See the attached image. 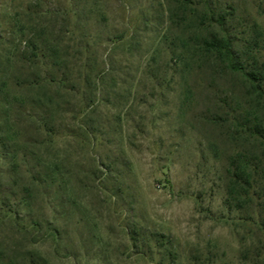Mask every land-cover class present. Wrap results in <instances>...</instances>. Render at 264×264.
Returning <instances> with one entry per match:
<instances>
[{"label":"rangeland","instance_id":"1","mask_svg":"<svg viewBox=\"0 0 264 264\" xmlns=\"http://www.w3.org/2000/svg\"><path fill=\"white\" fill-rule=\"evenodd\" d=\"M178 1L0 0V264H264V107L193 50L207 7L264 63V0Z\"/></svg>","mask_w":264,"mask_h":264},{"label":"trees","instance_id":"2","mask_svg":"<svg viewBox=\"0 0 264 264\" xmlns=\"http://www.w3.org/2000/svg\"><path fill=\"white\" fill-rule=\"evenodd\" d=\"M177 3L178 10H176V13L180 12L181 7L184 10L188 9L185 5L190 2L179 0ZM171 16L177 18V21L184 26L189 20L185 15L180 16L171 13ZM199 20L202 22L201 26L214 23L218 30L210 36H202L201 41L197 43V48H193L195 56L209 58L208 60L212 62V68H221L223 72L228 71L241 76L250 90L249 95H253L257 105L264 107V67H262L264 63L259 64V60L256 57L259 49L253 50L254 48L250 46H245L242 49L236 48L237 39L227 25L226 15H218L206 7V11L199 17ZM53 81L50 76H46L40 81L32 80L28 83V89L43 88L47 82L51 83ZM247 115L248 123L250 124L248 128L250 137L254 139L255 143L258 142V144L264 145V124L255 120V114L250 112ZM230 165L232 172L229 177L231 184L230 188H228V195L236 202L241 201L242 206L251 204L253 198L250 194V189L258 186L261 191H264V152L261 151L258 154L239 153L232 159ZM261 200L262 205H264V196H261Z\"/></svg>","mask_w":264,"mask_h":264}]
</instances>
